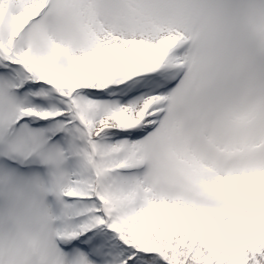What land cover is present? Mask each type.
<instances>
[{"label":"rangeland","instance_id":"374dc122","mask_svg":"<svg viewBox=\"0 0 264 264\" xmlns=\"http://www.w3.org/2000/svg\"><path fill=\"white\" fill-rule=\"evenodd\" d=\"M0 68V264H264V0H0Z\"/></svg>","mask_w":264,"mask_h":264},{"label":"trees","instance_id":"16d2710c","mask_svg":"<svg viewBox=\"0 0 264 264\" xmlns=\"http://www.w3.org/2000/svg\"><path fill=\"white\" fill-rule=\"evenodd\" d=\"M179 261H177V264H193V262L190 261L187 254L185 252L181 253ZM159 264H164L160 258H157Z\"/></svg>","mask_w":264,"mask_h":264},{"label":"bare ground","instance_id":"6f19581e","mask_svg":"<svg viewBox=\"0 0 264 264\" xmlns=\"http://www.w3.org/2000/svg\"><path fill=\"white\" fill-rule=\"evenodd\" d=\"M144 10H145V8H144ZM145 11H147V10H145ZM148 12V11H147ZM149 13V12H148ZM29 14H31V12L29 13ZM31 15H34L33 13L31 14ZM31 17V16H30ZM139 38H140V36H138ZM136 113H137V111H136Z\"/></svg>","mask_w":264,"mask_h":264}]
</instances>
